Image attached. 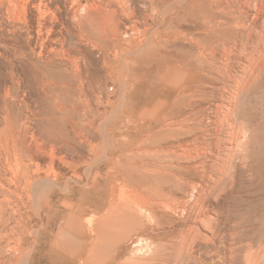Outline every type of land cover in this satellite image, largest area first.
Segmentation results:
<instances>
[{"label": "bare ground", "instance_id": "obj_1", "mask_svg": "<svg viewBox=\"0 0 264 264\" xmlns=\"http://www.w3.org/2000/svg\"><path fill=\"white\" fill-rule=\"evenodd\" d=\"M97 51L113 77L108 103L118 96L104 122L120 118L105 129L113 147L121 149L118 137L125 132V153L138 171L191 185L196 202L190 207L203 224L211 219L204 200L213 172L222 178L227 172L222 144L244 154L253 135L256 117L241 113L239 100L264 79V0H0V264H49L48 256L65 264L81 254L62 232L53 239L51 212L67 173L53 178L50 163L53 149L69 145L78 126L95 128L88 107ZM135 93L145 94L146 105L155 103L137 117L125 112L133 109ZM65 97L78 106L64 104ZM69 112H79L83 122ZM125 118L132 123L127 131ZM52 121L66 137L43 133L39 124ZM68 229L78 238L82 221L74 217ZM108 229L101 226L98 235Z\"/></svg>", "mask_w": 264, "mask_h": 264}, {"label": "rangeland", "instance_id": "obj_2", "mask_svg": "<svg viewBox=\"0 0 264 264\" xmlns=\"http://www.w3.org/2000/svg\"><path fill=\"white\" fill-rule=\"evenodd\" d=\"M99 57L101 58V53L97 51L96 58ZM105 64L99 59L96 72H91L90 75L95 86L93 85L94 91L89 96L88 108L91 110L90 118L95 119V128L87 125L84 129L78 126L79 133L72 132L73 139L70 144L57 145L53 149L55 152H52L54 162L50 163L51 176L55 178L67 173L66 177L60 178L62 185L57 188L58 193L51 212L53 239L61 236L62 232V238L66 236L65 239L70 245H76L81 254L86 253L77 255L80 262L77 256H68L65 264H264V79L250 93L240 96L241 113L245 109L251 112L259 124L255 121L250 128V135H253L248 140L247 148H244L245 155L237 152L238 149H234L236 146L225 143L228 147L226 149L222 144L225 152L223 158L228 164L227 172L223 179L215 167V176L212 175L215 183H207L209 189L205 194L204 213L206 216L211 215V219L203 224L199 221V215L190 207L196 202V193L192 191L191 185L181 183L173 175L152 179L138 171L133 166V159L125 153L127 151L124 148H127L130 141L125 132L118 137L121 149L113 147L105 129L110 122L119 123L120 118L110 119L107 125L105 123L115 109L113 104H118V96L114 94L110 98L111 103H108L106 85H112L113 77L107 73L109 64ZM238 72L240 73L234 71L235 75ZM144 97L143 93H135L132 99L133 109L125 108L127 115L131 113L129 109L132 111L131 115L137 117L146 107H154L155 103L146 105ZM61 101L68 106H78V102L66 97L61 98ZM49 106L55 109L53 103ZM105 114L108 116L105 117ZM68 115L79 124L83 122L79 112H69ZM124 120L122 129L127 131L128 125L132 123L128 118ZM39 125L45 134L66 137V131L56 121H52L51 125L42 122ZM49 162L48 158L47 161H40L41 167L47 169ZM216 164L220 168L224 162ZM95 178L97 187L93 190L91 187ZM73 185L76 187L74 191L71 188ZM111 202L115 206L112 207ZM151 202L155 203L156 211L152 218L148 215L149 209L153 207ZM74 217H78L83 225V233L78 238L72 236L68 229ZM104 225L109 229L103 236H99V228ZM198 234L210 241L205 242L203 238L201 240L196 236ZM56 257L48 256L50 261L47 263L63 264ZM55 258L57 260L54 261Z\"/></svg>", "mask_w": 264, "mask_h": 264}]
</instances>
